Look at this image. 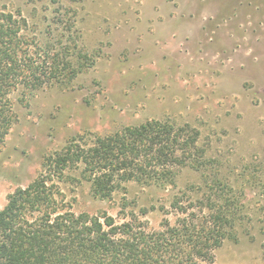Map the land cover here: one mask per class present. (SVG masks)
<instances>
[{
    "label": "rangeland",
    "instance_id": "374dc122",
    "mask_svg": "<svg viewBox=\"0 0 264 264\" xmlns=\"http://www.w3.org/2000/svg\"><path fill=\"white\" fill-rule=\"evenodd\" d=\"M0 10L22 11L41 43L65 39L75 60L94 58L71 85L13 94L18 121L0 151V210L73 137L172 120L200 130L208 167L181 169L175 186L130 182L112 199L87 181L67 182L73 210L118 222L134 213L156 230L174 220V196L195 202L219 179L241 210L216 264H264V0H0Z\"/></svg>",
    "mask_w": 264,
    "mask_h": 264
},
{
    "label": "trees",
    "instance_id": "16d2710c",
    "mask_svg": "<svg viewBox=\"0 0 264 264\" xmlns=\"http://www.w3.org/2000/svg\"><path fill=\"white\" fill-rule=\"evenodd\" d=\"M59 21L67 29L75 24ZM33 32L22 11L0 10V151L18 121L15 92L71 85L94 63L81 52L75 60L65 39L41 43ZM200 137L191 124L158 119L73 137L44 159L31 183L8 195L0 210V264H216L215 250L234 235L241 210L222 180L195 202L174 196L167 212L174 220L156 230L134 213L118 222L107 211L76 212L62 188L87 181L96 197L112 199L130 182L175 186L181 169L211 163Z\"/></svg>",
    "mask_w": 264,
    "mask_h": 264
}]
</instances>
